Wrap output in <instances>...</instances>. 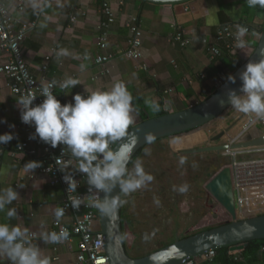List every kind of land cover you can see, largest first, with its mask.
<instances>
[{
    "label": "crops",
    "instance_id": "obj_1",
    "mask_svg": "<svg viewBox=\"0 0 264 264\" xmlns=\"http://www.w3.org/2000/svg\"><path fill=\"white\" fill-rule=\"evenodd\" d=\"M0 1L9 8L14 4V0ZM104 2L113 9L116 19L108 30L107 52L114 57L102 69L96 67L94 62L102 54L96 46V40L101 32V6ZM25 8L23 14L13 12L17 26L35 20L36 11L32 4L25 2ZM130 17L138 18L143 32L142 60L147 66L146 70H140L131 61L115 56L118 51L128 47L130 33L125 23ZM263 23L264 14L249 7L247 0H192L174 6L134 0H52V4L44 9V15L37 21L35 29L27 33L21 51L35 79L56 81L57 84L68 77L80 81V84L64 94H57L62 105L74 103L72 98L75 94L84 97L92 91H107L115 83L122 82L145 106H149L148 101H161L165 113L166 106H169L170 112H179L211 96L216 89L215 83L221 79L217 66L227 65L226 61H211L201 41L213 40L212 35L217 28L246 26L251 31L245 38L247 46L243 47L244 56H248L260 40ZM177 31L183 32L191 40L187 47L180 48L172 44L171 38ZM62 49L67 50L69 55H58ZM46 58H49L47 71L42 72ZM7 62L8 57L0 53V65ZM81 64L86 65L83 71L80 69ZM7 83L8 78L0 74V119L5 121L0 123V134L11 133L17 137V141L0 145V190L12 187L19 198L7 206L16 208L17 216L8 219L6 208L5 212H0V223L19 225L29 233H34L37 241L32 242L39 247L41 255L49 259L50 264H74L77 239L62 241L55 246L40 239L41 233L50 231L63 193L60 188L51 187L49 179L36 170H25L29 158L11 156L16 153L20 141L33 133V127L21 122L18 98L9 92ZM174 142L172 139L169 143L172 152L179 153L187 149L182 144L178 147ZM61 148L71 156L65 145L53 149L58 151ZM72 159L76 166L78 161ZM219 213L222 214L221 210ZM63 222L70 225L72 220L66 218ZM203 225L202 220L196 229ZM241 252L230 254L238 258ZM0 264H10V261L0 256ZM251 264H264L262 255Z\"/></svg>",
    "mask_w": 264,
    "mask_h": 264
},
{
    "label": "clouds",
    "instance_id": "obj_2",
    "mask_svg": "<svg viewBox=\"0 0 264 264\" xmlns=\"http://www.w3.org/2000/svg\"><path fill=\"white\" fill-rule=\"evenodd\" d=\"M247 3L249 7L257 5L264 7V0H247ZM32 6L39 7L35 3ZM248 31L247 27L237 25V47L247 46L243 37ZM58 55L66 56L69 53L62 49ZM85 68V64L80 65L81 71ZM239 79L242 82L239 92L233 90L228 92V103L231 108L239 113L254 116L257 120H264V50L261 51V58L246 64L245 69L239 74ZM228 80L235 83V77L229 76ZM52 83L53 86L57 84L56 81ZM78 84H80L78 79L68 77L59 83V88L64 92ZM41 94L44 99L35 106H33L35 95H24L17 100L21 110V122L34 126L35 132L30 139L38 138L52 148L65 145L66 149L70 150L71 156L78 161L77 170L87 177L90 190L105 193L103 199L95 195L96 207L101 213H110L124 203L119 195L113 197L108 195L117 185L119 193L128 195L153 179L151 175L145 173L139 162L134 165L133 171H129L127 167L131 148L122 142V139L128 135V129L133 123V97L124 83L117 82L107 91H92L84 97L75 94L72 98L74 103L63 105L47 86L42 88ZM147 103L151 110H159L158 103L152 101ZM0 123L5 121L0 119ZM13 138L11 133L0 134V145L9 143ZM148 141L151 143L152 138L148 137ZM113 144L117 147L113 148ZM39 166L38 162L30 161L26 163L25 170L32 172ZM63 179L73 190L77 188V182L72 174H65ZM185 190L180 189L181 192ZM18 198V193L12 187L0 190V212H5L7 208L5 215L8 219L17 216L16 208L7 206ZM80 205V199L71 202L74 209ZM54 216L59 223L64 216V209L57 208ZM68 237L67 229H62L59 233L44 232L40 235V239L45 243L53 244ZM0 256L6 257L10 264H50L49 259L43 257L39 247L32 242L28 230L9 223H0Z\"/></svg>",
    "mask_w": 264,
    "mask_h": 264
},
{
    "label": "built area",
    "instance_id": "obj_3",
    "mask_svg": "<svg viewBox=\"0 0 264 264\" xmlns=\"http://www.w3.org/2000/svg\"><path fill=\"white\" fill-rule=\"evenodd\" d=\"M25 2L39 5L37 8L32 6L36 11L35 20L17 26L13 12L25 13ZM51 4L52 0H14L13 6L9 8L0 1V53L8 57V62L0 65V74L8 78L9 83L6 84V87L18 99L24 95H35L33 106L43 101L44 97L41 91L45 86L52 91L56 98L59 92L64 94L67 91L61 92L59 83L53 86L51 81L37 80L32 77L21 51V46L27 33L35 29L37 21L44 15V9ZM101 13L103 21L100 25L101 32L97 37L96 46L102 54L96 57L94 64L96 67L104 69L114 57L107 50L108 30L115 23L116 17L113 9L105 2L102 3ZM71 21L74 22V19H71ZM125 27L130 33L128 47L124 51H118L115 56L131 61L140 70H146L147 66L142 60L144 38L138 18L130 17L126 21ZM247 28L249 31L243 37L244 40L251 33L250 28ZM236 33L237 25L224 26L216 29L212 35L213 40L203 39L201 41L211 61L220 57L223 51H226L229 57L234 59L244 56L245 50L237 47ZM171 42L180 48H184L190 44L191 40L183 32L177 31L172 36ZM48 61L49 58H46L42 72L47 71ZM225 80L221 78L215 83V88H219ZM260 121L255 117L252 121L248 120L245 128L241 130L231 145L242 143L240 142L241 137L253 126L260 127L261 137L259 138L264 137V126H260ZM32 127V134H34L35 128L34 126ZM32 134L27 135L25 139L20 141L16 153L11 154V156L13 158L27 157L29 162H38L40 166L34 170L48 178L51 187H58L62 190L63 198L58 208L64 209V216L59 223L56 222L55 216L53 217L49 232L59 233L62 229H67L69 237L64 241L70 242L73 238L77 239V253L74 264H109L100 228L98 227L97 230H94L96 224H99V209L96 207L97 200L95 195L100 198L101 192L97 193L95 189L90 190V186L87 184V177L77 170L78 163L74 166L72 157L64 148L55 151L50 145L45 144L38 138L30 139ZM11 141H17V137L14 136ZM33 145L34 148L32 147ZM222 153L223 155L225 153L228 154L230 159L229 168L231 171L236 220L243 221L264 215V145L245 149H229ZM65 174H72L78 185L75 190L64 181L63 177ZM74 199H80L81 201V205L77 209L71 206V202ZM226 216L231 221L230 216L227 214ZM66 218H71L72 223L70 225L63 222ZM29 235L32 237L33 242L37 241V236L34 233L31 232ZM50 244L55 246L58 243ZM214 254H204L199 259L190 260L185 264L209 263L213 260Z\"/></svg>",
    "mask_w": 264,
    "mask_h": 264
},
{
    "label": "water",
    "instance_id": "obj_4",
    "mask_svg": "<svg viewBox=\"0 0 264 264\" xmlns=\"http://www.w3.org/2000/svg\"><path fill=\"white\" fill-rule=\"evenodd\" d=\"M134 1L160 6H174L186 4L192 0ZM262 50H264V23L260 40L252 54L229 75L235 77V83L230 82L227 78L211 96L196 106L179 112H170L169 106H166V113L163 116L148 119L130 129L128 135L122 139V142L127 143L131 148L127 167L134 156L146 146L159 140L167 139L169 141L183 134H189L226 114L231 108L228 103V92L230 90L239 92L242 84L239 74L245 69L249 61H256L261 58ZM148 137L152 138L151 143H149ZM222 137V134L217 135L214 141H218ZM263 145L264 137L231 146L197 148L182 154L186 156L208 153L220 154L229 149H245ZM112 147L116 148L117 145ZM214 171L211 178L204 184V190L230 216V222L214 228H202L200 232L176 240L148 255L131 257L122 234L120 206L107 214H103L99 210V228L103 235L105 253L109 264H185L190 260L199 259L204 254H214L224 248L229 249L231 253L241 252L247 247L248 242L264 240V215L243 221L236 220L231 171L227 157L219 158L218 166L214 167ZM108 195L109 197L116 195L120 197L119 186L114 187ZM104 196L105 193L101 192L100 199H103ZM133 250L139 252L138 248Z\"/></svg>",
    "mask_w": 264,
    "mask_h": 264
},
{
    "label": "flooded vegetation",
    "instance_id": "obj_5",
    "mask_svg": "<svg viewBox=\"0 0 264 264\" xmlns=\"http://www.w3.org/2000/svg\"><path fill=\"white\" fill-rule=\"evenodd\" d=\"M165 140L168 142L167 139L156 142ZM168 145L169 144L166 146L167 149H165V152H157L160 155L163 154V157H160L162 164L159 163V165H162L161 167L163 170L155 169V166L148 164L149 166L143 169L145 173L151 175L153 179L135 192L128 195L121 192L120 195V199L124 201L119 209L121 229L128 250L129 248L125 238L126 232H133V234L134 232H138L139 239H137L136 247L134 248H138L139 252L134 251L131 253L129 251L131 257L145 256L167 246L164 243L166 242L165 239L169 237V232L168 230H166L165 233L161 231V221L164 220L166 215L172 214L178 221V223H174V226L178 227V224H182L181 220L184 219H182V217H187L186 215H189L187 214L188 211L186 210V206L183 207L182 205L183 199L189 197L186 205H188V207L191 203L195 205L192 210L193 218L196 217L199 219L203 216L204 211H211L212 205H214V203L216 204V202L205 192L204 184L215 172L214 167L218 166L219 158H222L220 155L221 153L186 156L182 153L194 149L191 148L175 153L170 150ZM145 148H143L139 153V156L130 163L128 166L129 171L134 170V165L137 162L141 164V161L145 162L148 160V156L146 157V152L148 150L143 152ZM170 155H173L179 164H177V166L174 165L175 168H170L168 165L170 161H168L167 158H170ZM215 156H217L216 159ZM209 159H213L214 161H209ZM179 161L186 162L187 165L192 167L193 171L191 172L194 173L195 178H189L188 181L181 180V182L176 178L175 182L177 187H175L173 182L170 184V179L173 177V172L171 174L170 170H173L174 172L179 171L182 167ZM150 168L153 171H150ZM157 170H161V174ZM181 188H185L186 190L181 192ZM192 208L193 207L189 209ZM212 215H215V212H213ZM160 218H162L161 221ZM146 231L158 232V237L151 239L149 236H143Z\"/></svg>",
    "mask_w": 264,
    "mask_h": 264
},
{
    "label": "rangeland",
    "instance_id": "obj_6",
    "mask_svg": "<svg viewBox=\"0 0 264 264\" xmlns=\"http://www.w3.org/2000/svg\"><path fill=\"white\" fill-rule=\"evenodd\" d=\"M256 46V45H255ZM254 46V47H255ZM252 54L249 53L248 56H242L240 59H236V60H240L242 62V64L249 58V56ZM254 118V116H249V115H245L242 113L237 112L236 110L230 108L228 110V112L224 115H222L220 118L214 120L212 123L198 129L195 130L189 134H185V135H181L178 138L173 139V141H175V145L177 144V146L179 144H182V146H186L187 149H197V148H207V147H216V146H230L232 144V142L234 141V139H236L239 135V133L241 132V130L243 128H245L248 120H251ZM260 126H264V120L260 121ZM222 134L223 137L221 139H219L218 141H214V138L217 135ZM261 137V133H260V127L258 126H253L252 128L249 129V131L243 136L241 137V141L242 143L244 142H249L251 140L257 139ZM170 143V140L167 142L165 141H160V142H155L152 145L147 146L143 152H146V157L148 156V160L145 162L141 161V166L143 168H146L147 166H149L148 164H151L153 166H155L154 168L156 169H162L161 167L162 162L160 157H163L162 155L158 154L157 152H165V149L167 144ZM169 147V145H168ZM181 147V146H178ZM170 148V147H169ZM186 149V150H187ZM225 152V151H224ZM172 154V153H171ZM222 157H227L228 159V164H230V159L228 158V154H224L221 153L220 154ZM201 156V155H199ZM217 158V156H215V159ZM168 161H170V163H168V165L170 166V168H175V166H177L178 162L176 160L175 157H173V155H170V158H167ZM173 159V160H172ZM214 159V157H213ZM212 159V160H213ZM214 159V160H215ZM211 159H209L210 161ZM211 160V161H212ZM213 160V161H214ZM181 164V168L179 171L174 172L173 170L171 172H173V177H171L172 179L170 184L173 182V185L175 187L176 186V182L175 179L177 178L178 181L181 182V180H185L188 181L189 178H195L194 173H192V167L190 165H187L186 162L181 163V161H179ZM159 163H161L159 165ZM175 165V166H174ZM179 165V164H178ZM150 171L151 170L150 168ZM158 172H160L161 174V170H157ZM193 174V175H192ZM188 184V183H186ZM189 197L185 198L182 200V205L183 207L186 206V210L188 211L186 215L187 217H182L183 220H181L182 224H178V227L174 226V223H178V221L175 219V217H173L172 214H168L165 216L164 220H162V218H160L161 221V231L162 232H166V230H168L169 232V237L165 239V245H169L171 243H173L176 240L179 239H184L187 238L197 232H200L201 229H206V228H214L220 225H223L227 222H230L228 217L226 216V213L223 211V209L216 203H214V205H212V210L211 211H204L203 216H201V218H193V212L192 210L194 209L195 205L193 203H191L188 207L187 202H188ZM193 207L192 209H189ZM219 210H221V213H219ZM215 212V215H212V213ZM204 222V225L207 226L205 227L204 225L201 226L199 229H196V226L198 225V223L200 221ZM180 221V219H179ZM210 221V222H209ZM209 222V224H207ZM97 225H99L97 223ZM96 225V227H97ZM99 227V226H98ZM97 227V228H98ZM149 236L151 239L157 238L158 237V232H151V231H146V233L143 234V236ZM125 238L127 241V246L129 248V251L131 253L134 252V247H136V243H137V239L138 238V232H126L125 234ZM150 250V249H149ZM153 250V249H152ZM151 250V251H152Z\"/></svg>",
    "mask_w": 264,
    "mask_h": 264
},
{
    "label": "trees",
    "instance_id": "obj_7",
    "mask_svg": "<svg viewBox=\"0 0 264 264\" xmlns=\"http://www.w3.org/2000/svg\"><path fill=\"white\" fill-rule=\"evenodd\" d=\"M254 10L260 14H264V7L257 5L254 7ZM215 61H226V66H217L220 77L224 79H227L229 75L242 64L240 60L230 58L226 51H223L221 56L216 58ZM131 95L133 97V123L128 129V132L131 128L148 119L163 116L165 114L162 110L164 105L161 101L158 103L159 110L153 111L149 106H145L138 97L132 93ZM140 152L141 150L134 156L133 160L139 156ZM260 255H262L264 259V240L248 242L247 247L239 254L238 258L231 255L229 249H221L214 254V258L211 262L204 264H251L257 262Z\"/></svg>",
    "mask_w": 264,
    "mask_h": 264
},
{
    "label": "bare ground",
    "instance_id": "obj_8",
    "mask_svg": "<svg viewBox=\"0 0 264 264\" xmlns=\"http://www.w3.org/2000/svg\"><path fill=\"white\" fill-rule=\"evenodd\" d=\"M210 222V221H209ZM209 222L207 223V224H209ZM205 226V225H204ZM205 227H207V226H205Z\"/></svg>",
    "mask_w": 264,
    "mask_h": 264
}]
</instances>
